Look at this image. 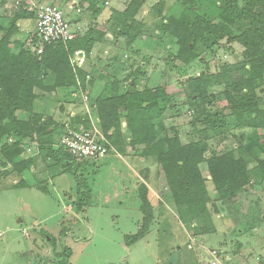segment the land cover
Masks as SVG:
<instances>
[{
  "label": "rangeland",
  "instance_id": "obj_1",
  "mask_svg": "<svg viewBox=\"0 0 264 264\" xmlns=\"http://www.w3.org/2000/svg\"><path fill=\"white\" fill-rule=\"evenodd\" d=\"M57 1L71 10L72 0ZM79 1L82 12L95 11L93 2ZM93 1L95 9L103 10L107 0ZM122 1L123 9L131 2ZM225 1L192 0L184 4L183 0H145L135 16L138 35L131 45L111 31L115 9L107 11L100 22L92 20L88 29L105 32L99 41L103 42L99 45L102 62L97 61L98 67L88 71L86 57L79 55L84 60L79 65L73 63L75 69L88 74L85 81L78 79L79 87H58L36 98L32 112L19 113L22 120L33 113L42 120L51 117L64 124L63 131L52 138V144L19 138L14 132L0 138V264H199L214 248L224 259L232 258L228 264H243L245 258L249 264H264V133L236 125L230 117L223 134L206 137L205 128L194 122L190 91L185 85L188 78L203 71L212 74L225 64H242L245 47L237 38L216 40L209 36L211 45L201 40L195 45L204 61L197 57L182 67L184 64L175 59L180 49L178 40L161 28L171 16L186 22L196 18L219 20ZM237 4L241 7L243 0ZM13 14V7L0 10V38L13 29L11 47L18 53L22 46L28 48L35 31L16 32ZM65 15L69 21L71 13ZM30 19L34 28L36 19ZM246 25H236L234 36ZM109 33L112 38L107 37ZM53 82L49 74L45 84ZM157 87H165L167 93L163 123L156 126L158 135L173 137L177 133L183 145L205 146L206 160L233 150L247 166L249 181L243 189L227 199H218L204 161L200 172L210 196L207 203L175 205L170 201L171 192L157 156L148 155L143 144H133L135 136L127 127L125 111L121 112L123 142L112 146L105 157L67 160L53 154L71 122L82 119L86 127L95 123L101 129L97 100L128 89L145 93ZM210 91L211 103L205 107L212 113H227L223 110L228 103L226 85H215ZM255 91L264 108V80ZM14 139L20 140L22 152L4 166L1 146ZM27 161L23 169L19 167ZM141 231L142 237L130 244V237Z\"/></svg>",
  "mask_w": 264,
  "mask_h": 264
},
{
  "label": "trees",
  "instance_id": "obj_2",
  "mask_svg": "<svg viewBox=\"0 0 264 264\" xmlns=\"http://www.w3.org/2000/svg\"><path fill=\"white\" fill-rule=\"evenodd\" d=\"M144 1L131 0L126 9L121 12L114 10L111 16L112 33L117 38L127 39L129 45L137 38L135 16ZM183 1L187 4L192 0ZM238 1L226 0L219 20L196 18L193 22H186L171 16L161 27L164 32L172 34L178 40L180 49L175 59L184 64L182 67L189 65L197 57L204 61L195 45L198 40L211 45L209 36L216 40L224 37L230 40L237 38L245 47L246 60L242 64H225L220 67L219 72L212 74L203 71L198 76L188 78L185 84L190 91L189 102L193 105L194 122L205 128L206 137L210 133L223 134L222 131L229 127L230 117L235 119L236 125L252 127L264 133V108L261 107V98L255 91L264 80V0H243L241 7H238ZM92 2L96 19L101 9H95L94 1L91 0ZM23 7L24 4L13 14L16 32L19 30V20L36 18L34 12ZM242 22H246V27L239 30L238 36H234L235 26ZM13 32L12 29L0 38V138L14 132L19 138H37L41 144L49 141L52 144V138L54 140L63 131V123L61 125L51 117L42 120L38 113L31 114L28 120H22L19 113L23 110L32 112V104L36 98L43 97L58 87H79L78 79L85 81L88 74L81 68L75 69L73 56L78 50H83L88 56L94 44L103 39L105 32L90 27L83 34H76L70 41L45 45L40 55L32 50L39 43L36 32L28 48L22 46L18 53H14L11 47ZM235 72L237 75L233 74ZM49 74L54 77L52 85L45 84ZM82 84L81 88L85 89V83ZM223 84L226 85L225 98L228 101L223 110H227V113H212L205 107V104L211 103L210 88ZM38 90L43 94H39ZM165 95L167 96L165 87L153 88L145 93L128 89L125 93L97 100L101 131L109 145L123 142L121 112L125 111L127 127L135 136L133 144H143L148 155L157 156L171 192L170 201L175 205L207 203L210 196L200 172V164L204 161L209 166L218 199H227L243 189L249 181L247 166L242 158L236 157L233 150L206 160L205 146L183 145L177 133L173 137L158 135L156 126H162L161 119L167 108ZM145 103L149 104L145 106ZM155 121L158 123L155 124ZM79 123L87 126L82 119L78 123L71 122V125L80 127ZM17 139L1 146L4 158L2 165L13 163L22 152V145ZM53 154L58 159L59 155L65 156L67 160L76 159L63 147L57 148ZM28 162L20 163L19 167L23 169ZM261 163L264 165V161ZM20 168L17 169L20 171ZM146 203L147 200L144 199V204ZM142 234L143 231L131 236L129 243L138 241ZM67 253L68 257L71 256V249Z\"/></svg>",
  "mask_w": 264,
  "mask_h": 264
},
{
  "label": "built area",
  "instance_id": "obj_3",
  "mask_svg": "<svg viewBox=\"0 0 264 264\" xmlns=\"http://www.w3.org/2000/svg\"><path fill=\"white\" fill-rule=\"evenodd\" d=\"M23 4L24 9L34 12L36 16L35 32L39 37V43L32 47L36 54L40 55L47 44L67 42L75 38L76 33L72 30L70 21L57 4L39 0H15L12 7L15 11L22 8ZM79 53L80 51H77L75 55L78 57L72 60L77 65L84 60V58L79 57ZM59 146L72 156L87 161L105 157L112 148L95 123H92L90 127L83 125L67 127L59 140ZM195 225L193 224V226ZM229 262H231L230 257L224 259L222 252L214 248L209 250L208 259L201 260L199 264H228Z\"/></svg>",
  "mask_w": 264,
  "mask_h": 264
},
{
  "label": "crops",
  "instance_id": "obj_4",
  "mask_svg": "<svg viewBox=\"0 0 264 264\" xmlns=\"http://www.w3.org/2000/svg\"><path fill=\"white\" fill-rule=\"evenodd\" d=\"M14 1L15 0H0V4H1L0 10L3 12V11H5V9H12ZM39 1L51 3L52 0H39ZM89 2H91V1L89 0ZM119 2H120L119 3L120 5L118 4V2L112 3V0H107L105 2V4H106L105 8H103V10L101 9V12L99 13V15H96L97 21L100 22V19L103 18L102 16H104V14L107 11H109L111 8H113L117 11H123L124 9L121 8L123 6V4H122L123 1L119 0ZM52 3L57 4L58 7H60L64 11L65 14L68 15L71 13L69 21H70L72 30L76 34H83L84 32H86L88 29L87 27L90 25V23H92V20H94L93 15H95V13L93 12L92 13L93 15H92V14H90V11L89 12L87 11V14H86V12L84 13V11L82 12L81 8H79V6H80L79 0H72V3L69 5V9H71V10H68V8H65V7L62 8L60 2H58V1L55 2V0H53ZM98 7H99V5H98ZM11 12H13V11H11ZM30 20L31 19H21L18 21L19 32H21V31L29 32L30 30L36 31V24L33 28L31 23H30ZM104 21H106V19ZM107 37L112 38V33H109ZM102 43L103 42H96V44H94V48L92 49L91 53L88 56H86V54L83 50H78L80 52H83V54L81 56L86 57V62L84 65L88 69V71H90V69L94 70L95 67L96 68L98 67L95 64L97 61L100 63L102 62L101 53H100L101 49H99V45H101ZM106 52H108V51H106ZM180 248H181V246H180ZM245 259H244L243 264L248 263L247 258H245ZM231 261H233L232 258H231Z\"/></svg>",
  "mask_w": 264,
  "mask_h": 264
},
{
  "label": "water",
  "instance_id": "obj_5",
  "mask_svg": "<svg viewBox=\"0 0 264 264\" xmlns=\"http://www.w3.org/2000/svg\"><path fill=\"white\" fill-rule=\"evenodd\" d=\"M82 54H83V52H80V53H79V55H82Z\"/></svg>",
  "mask_w": 264,
  "mask_h": 264
}]
</instances>
